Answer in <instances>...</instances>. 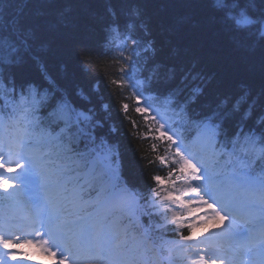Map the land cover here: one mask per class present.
I'll return each mask as SVG.
<instances>
[{"label": "snow or ice", "instance_id": "1", "mask_svg": "<svg viewBox=\"0 0 264 264\" xmlns=\"http://www.w3.org/2000/svg\"><path fill=\"white\" fill-rule=\"evenodd\" d=\"M109 45L121 89L130 78L218 142L264 138V0H0V101L30 100L52 123L92 121L98 138L100 81L58 56L77 48L83 72L111 84L94 71ZM20 240L0 232V264L31 260Z\"/></svg>", "mask_w": 264, "mask_h": 264}, {"label": "trees", "instance_id": "2", "mask_svg": "<svg viewBox=\"0 0 264 264\" xmlns=\"http://www.w3.org/2000/svg\"><path fill=\"white\" fill-rule=\"evenodd\" d=\"M83 43L87 45V42ZM93 51L95 52V49ZM58 59L66 61L69 64V70L75 72L77 77H80L83 73L91 80L99 79V95L102 97V102L100 100L96 101V116L103 120L104 134L99 135L96 139L99 141L106 140L113 153L119 154L124 178L130 186L144 193L153 183L155 174L163 172L159 170L154 153L149 147V140L146 141L142 138L140 130L144 125L143 113L137 107L125 80H123V88L121 89V72L117 74L118 71L116 67L112 66V60L105 50L98 54V63L94 66V71L102 73L107 79L112 80L111 84L103 77H98L92 72H83L79 51L75 47L59 54ZM8 99L11 101L16 100L21 105H26L27 108L35 105L30 100L26 101L19 97L5 98L2 102ZM95 119L94 116L93 120ZM36 121L40 128H49L50 126L54 130L52 131V142L55 151L76 150L79 147L80 140L85 144L87 139H93L92 121H82L80 127L72 129L74 130L73 133L71 131L67 133L59 132V125H64L68 120L57 119L55 123H52L51 118L44 116L42 118L40 113L37 112ZM84 133L89 134V136L81 139ZM161 175L163 176V174ZM3 190L4 186L1 184L0 195L4 193Z\"/></svg>", "mask_w": 264, "mask_h": 264}, {"label": "rangeland", "instance_id": "3", "mask_svg": "<svg viewBox=\"0 0 264 264\" xmlns=\"http://www.w3.org/2000/svg\"><path fill=\"white\" fill-rule=\"evenodd\" d=\"M16 199L19 200V202H25V199L26 198H23V195H22V191H19L17 193V196H16ZM220 229V224L218 222V220L216 218H208L207 221L203 224V229ZM35 243H32V241H29L28 242V246L27 249H28V255L31 257V259H35V260H41L42 258L38 255V253L41 251L39 248L36 247V245H39L41 244L40 241H36L34 240ZM43 251H46L47 252V249L46 247L44 248ZM207 260H210L213 262L212 260V257L210 255L207 256ZM49 264H51V262H49Z\"/></svg>", "mask_w": 264, "mask_h": 264}, {"label": "bare ground", "instance_id": "4", "mask_svg": "<svg viewBox=\"0 0 264 264\" xmlns=\"http://www.w3.org/2000/svg\"><path fill=\"white\" fill-rule=\"evenodd\" d=\"M105 51L106 53L109 55L110 59L113 60V58L117 57L118 56V51L115 50L114 46L113 45H109L107 48H105ZM117 69V68H116ZM120 73V72H117V74ZM6 107L8 108L9 111H12V109L6 105ZM42 116V115H41ZM43 118V116H42ZM45 120V119H44ZM60 126V125H59ZM64 126V125H62ZM150 126L148 124H144L142 126V129L140 130L141 132V135H142V138H144V140H150L152 139V136H150ZM162 135H164L165 133H161ZM153 154V153H152ZM154 156H155V153H154ZM153 157V156H152ZM155 158V157H154ZM156 172V171H155ZM154 172V173H155Z\"/></svg>", "mask_w": 264, "mask_h": 264}]
</instances>
